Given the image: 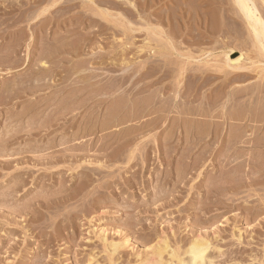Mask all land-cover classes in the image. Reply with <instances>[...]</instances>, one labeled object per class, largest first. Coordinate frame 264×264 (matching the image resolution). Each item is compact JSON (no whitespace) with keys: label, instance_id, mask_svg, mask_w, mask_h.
I'll list each match as a JSON object with an SVG mask.
<instances>
[{"label":"rangeland","instance_id":"obj_1","mask_svg":"<svg viewBox=\"0 0 264 264\" xmlns=\"http://www.w3.org/2000/svg\"><path fill=\"white\" fill-rule=\"evenodd\" d=\"M233 12L232 0H0V264H189L202 239L207 264H264V123L263 146L234 147L190 139L177 114L180 100L216 110L264 84ZM157 91L163 112L126 113Z\"/></svg>","mask_w":264,"mask_h":264},{"label":"bare ground","instance_id":"obj_2","mask_svg":"<svg viewBox=\"0 0 264 264\" xmlns=\"http://www.w3.org/2000/svg\"><path fill=\"white\" fill-rule=\"evenodd\" d=\"M232 3L234 4V12L233 13H235L236 14V16H238L243 22H244V24H245V26L247 27V29L246 30H248V33L247 34H249L250 35V37L252 38V40H253V42H254V44H255V46H256V48L258 49V51H259V54H260V57L261 58H263L264 59V16H262V14H261V12H260V8H259V3H258V0H232ZM230 4H231V2H230ZM260 5H263L264 6V0H261V4ZM222 14V13H221ZM235 16V17H236ZM108 17V16H107ZM237 17V18H238ZM109 18V17H108ZM238 18V19H239ZM225 18H224V16H222V15H220V17H219V15L217 14L215 17H214V26H215V29L216 30H218V29H220V28H222L223 26H225V20H224ZM227 19V18H226ZM211 21V20H210ZM228 21V20H227ZM230 22V21H229ZM242 22V23H243ZM233 23V22H232ZM231 23V24H232ZM199 24V23H198ZM230 24V23H229ZM236 26H237V24H235ZM234 25V26H235ZM227 26V25H226ZM235 26V27H236ZM229 27V26H228ZM232 27V26H231ZM213 28L214 27H212V30H213ZM230 29V28H229ZM222 30V29H221ZM239 31V30H238ZM161 32V31H160ZM215 32V31H214ZM222 32V31H221ZM230 32H232V31H230ZM233 32H234V30H233ZM232 32V33H233ZM216 33V32H215ZM223 33V32H222ZM218 34V33H217ZM234 34V33H233ZM235 35V34H234ZM237 36H238V34H237ZM236 36V37H237ZM248 36V35H247ZM218 37V36H217ZM216 37V38H217ZM240 37H241V35H240ZM239 37V38H240ZM169 38V37H168ZM233 39V38H232ZM251 40V41H252ZM228 41H231V40H228ZM222 42V41H221ZM223 42H225V41H223ZM237 42V41H236ZM219 43V42H218ZM225 44V43H224ZM228 44H229V42H228ZM245 45L247 44V43H244ZM253 44V43H252ZM215 45V44H214ZM217 45V44H216ZM226 45V44H225ZM222 45H220V47H221ZM253 46V45H252ZM226 47V46H225ZM228 48V47H227ZM245 48V47H244ZM253 48H255L254 46H253ZM29 49V48H28ZM230 49V48H229ZM236 49V48H235ZM239 49H240V47H239ZM75 51V50H74ZM226 51H228V50H226ZM234 49H231L230 50V52L229 53H225L226 54V58H225V60L227 61L228 60V63H230V64H233V65H235V64H237L236 66H238V64L242 61V59H243V54H240L239 55V57L238 58H235V59H233L232 58V55L234 54ZM238 52H240L239 50H237ZM242 51V50H241ZM66 52V51H65ZM68 52V51H67ZM66 52V53H67ZM66 53H64V54H66ZM77 53V52H76ZM61 55V54H60ZM245 55V54H244ZM251 55V54H250ZM259 56V55H258ZM216 57V56H215ZM43 58V57H42ZM65 58V57H64ZM245 58V57H244ZM249 58V57H248ZM259 58V57H258ZM66 59H68L67 57H66ZM70 59V58H69ZM213 59V58H212ZM251 62H252V60H250ZM249 61V62H250ZM257 62V61H256ZM261 62V61H260ZM246 63H247V61H246ZM41 64H42V66H43V68L44 69H48V68H50L49 66H48V63H47V61H41ZM126 64V63H125ZM227 65V67H228V64H226ZM250 65H251V63H250ZM264 65V64H263ZM94 66V65H93ZM231 66V65H230ZM231 67H233V66H231ZM235 67V66H234ZM220 68V67H219ZM230 68V67H229ZM251 68V67H250ZM259 68V67H258ZM262 68V67H261ZM101 69V68H100ZM103 69V68H102ZM241 70V69H243L242 67H238V68H232V70ZM251 69H253V68H251ZM255 69V68H254ZM257 69V68H256ZM79 70V69H78ZM84 70V69H83ZM125 70V69H124ZM230 70H231V68H230ZM245 70V69H244ZM247 70V69H246ZM263 70V69H262ZM88 71V70H87ZM86 71V72H87ZM248 71V70H247ZM124 72V71H123ZM253 72V71H252ZM46 73V72H45ZM125 73V72H124ZM254 73H255V70H254ZM259 74H260V72H259ZM132 75V74H131ZM184 75V74H183ZM46 76V75H45ZM95 76V75H94ZM181 76H182V74H181ZM108 77V76H107ZM123 77V76H122ZM124 77H126L125 75H124ZM143 77H144V75H143ZM243 77V76H242ZM84 78V77H83ZM121 78V77H120ZM128 78V77H127ZM127 78L124 80V81H127ZM85 79V78H84ZM94 79H96V78H94ZM93 79V80H94ZM237 79V78H236ZM50 80H53V79H50ZM66 80H68V79H66ZM107 80V79H106ZM242 79H240V81H241ZM85 80H83V82H84ZM103 81V80H102ZM116 81V80H115ZM122 81H123V79H122ZM187 81V80H186ZM113 82V81H112ZM106 83V82H105ZM104 83V84H105ZM116 83V82H115ZM124 82H122L121 84H123ZM133 83V82H132ZM95 84H97V83H95ZM94 84V85H95ZM141 84V83H140ZM139 84V85H140ZM148 85H149V83H147ZM252 84V83H251ZM90 85V84H89ZM91 85H93V84H91ZM90 85V86H91ZM106 85V84H105ZM126 85H127V83H126ZM128 85H129V83H128ZM133 85V84H132ZM143 85V84H142ZM113 86H115V85H113ZM117 86V85H116ZM119 88H125V86H123L122 87V85H120L119 84ZM204 86V85H203ZM247 86V85H246ZM43 87V86H42ZM45 87V86H44ZM89 87V86H88ZM110 87V86H109ZM108 87V88H109ZM143 87V86H142ZM152 87V86H151ZM184 87V86H183ZM182 87V80H179V82L177 83V91H176V97H175V101L180 97V95L182 94V93H180V91L182 90L181 88H183ZM83 88V87H82ZM99 88V87H98ZM97 88V89H98ZM104 88V87H103ZM103 88H100V89H103ZM106 88V87H105ZM139 88H140V86H139ZM147 88V87H146ZM96 89V88H95ZM96 89V90H97ZM99 89V90H100ZM118 89V88H117ZM181 89V90H180ZM250 89V90H249ZM249 89H246L247 91H249L248 93H247V96L249 95L250 97H249V99L248 100H243L242 98L244 97H242L241 98V100H243V102L242 101H240V99L239 100H236V97H233V96H229V97H227V99H226V101H224L223 103H222V105L217 109L216 108V110H215V105H216V103L218 104V102L220 103L221 101H218V102H215L214 104H212V105H210V104H208V103H206L205 102V104L204 103H201L200 104V107L198 108H195L194 106H192V103H193V100H191V99H187V101H184L183 103L181 102L182 100H180V103L182 104L181 105V107L179 106V108H178V112H177V114L179 115V120L181 121V123L184 125V128L183 129H185L186 130V132L185 133H187V137H189L190 139H197V140H200V141H202V140H204V139H206V138H208L209 136H211V135H215V137H216V139H221V141H222V143H225V140H226V136H227V141H228V144H230L231 146H237L238 144H244L245 146H248V145H246V144H255L254 143V141L255 142H257V139H256V137H255V139L256 140H254V138H253V136L261 129V127L259 128V126L257 127V123H259V122H261V123H264V108H261V106L263 107V105H264V84H258V85H254L253 86V88L251 89V88H249ZM124 90V89H123ZM127 90V89H126ZM134 90H135V88H134ZM137 90H138V88H137ZM157 90V89H156ZM242 90V89H241ZM109 91V90H108ZM117 91V90H116ZM125 91V90H124ZM128 91V90H127ZM144 91H145V89H144ZM144 91H143V88H141V90H140V95L142 94V93H144ZM235 91V90H234ZM239 91V90H238ZM238 91H237V93H238ZM246 91V92H247ZM129 92H130V89H129ZM145 92H147V91H145ZM240 92V91H239ZM124 93V92H123ZM133 93V92H132ZM137 92H135V95L137 96V94H136ZM152 93V92H151ZM242 93V92H241ZM96 94H97V92H96ZM125 94V93H124ZM129 94V93H128ZM99 95V94H98ZM105 95V94H104ZM123 95V94H122ZM121 95V96H122ZM126 95V94H125ZM143 95V94H142ZM146 95V94H145ZM222 95V94H221ZM239 95H241V94H239ZM238 95V96H239ZM94 96V95H93ZM93 96H91L90 95V97H93ZM128 96V95H127ZM126 96V97H127ZM153 97L151 98L150 97V95H149V97L151 98H149L148 99V97L147 98H144V96L142 97V96H140L139 97V100H140V104H141V110H138V105H136V104H133L132 106V108L130 109V111H126V113L128 114H130V116L131 117H133V118H135V117H141L142 119H144L143 118V116H145L146 117V115H153V114H159V113H161V112H163V110L161 109V107L160 106H157L160 102H161V97H160V95H159V92L157 91V94L155 93L154 95H152ZM224 96V95H223ZM120 97V96H119ZM118 97V98H119ZM123 97V96H122ZM125 97V96H124ZM131 97H134V96H131ZM219 97V96H218ZM121 98V97H120ZM119 98V99H120ZM187 98V97H186ZM185 98V99H186ZM189 98V97H188ZM203 98V97H202ZM92 99V98H91ZM116 99V98H115ZM129 100H130V97L128 98ZM136 99V98H135ZM222 99V98H221ZM100 100V99H99ZM98 100V101H99ZM128 100V101H129ZM137 100V99H136ZM149 100V101H148ZM204 100L205 101H207L206 100V98H204ZM257 100H260L259 102H262L263 103V105H261L260 104V108H259V106H258V104L257 103H259V102H257ZM127 101V100H126ZM127 101V102H128ZM133 101V100H132ZM255 101H256V103H255ZM97 102V101H96ZM102 102V101H101ZM116 102V101H115ZM130 102V101H129ZM129 102H128V104H126L127 106L128 105H130L129 104ZM134 102V101H133ZM132 102V103H133ZM213 102H214V100H213ZM241 102V103H240ZM100 103V102H99ZM117 103V102H116ZM121 103V102H120ZM120 103H117V104H119L120 105ZM124 103V102H123ZM126 103V102H125ZM135 103H136V101H135ZM189 103V104H188ZM230 103H232L233 105H234V107L233 106H231V107H233L232 109H230L231 107H230ZM237 103V104H236ZM239 103H240V105H239ZM114 105H116V104H114ZM125 104H123V106H124ZM255 105V106H254ZM122 106V107H123ZM217 106V105H216ZM229 106V107H228ZM257 106V107H256ZM112 107H113V105H112ZM118 108V107H117ZM72 109H73V107H72ZM71 109V110H72ZM112 109V108H111ZM123 110V109H122ZM111 111V110H110ZM119 111H120V109H119ZM73 112V111H72ZM109 112V111H108ZM108 112H107V115L106 116H108ZM69 113V112H68ZM170 113H171V111H170ZM168 114H169V112H168ZM111 115V114H110ZM119 115V114H118ZM112 116H115V115H112ZM109 117V116H108ZM127 117H128V115H127ZM198 117H200L199 119H198ZM106 118V117H105ZM121 118V117H120ZM119 118V119H120ZM148 118V117H147ZM170 118H172V117H170V116H165V120L167 121L168 119H170ZM202 118H204V119H202ZM114 119H116V118H114L113 117V120ZM125 119H126V117H125ZM124 119V120H125ZM129 119V118H128ZM131 119V118H130ZM129 119V120H130ZM137 119V118H136ZM161 120V117L159 118L158 117V120ZM107 120V119H106ZM105 120V121H106ZM108 120H110V118L108 119ZM107 120V121H108ZM112 120V119H111ZM110 120V122L113 124L114 122H116V121H114L113 122V120L111 121ZM117 120V119H116ZM133 120V119H132ZM139 119H137V121H138ZM147 120V119H146ZM159 120V121H160ZM178 120V119H177ZM104 121V122H105ZM121 121V120H120ZM134 121H135V119H134ZM141 121V120H140ZM148 121H150L151 122V119H149ZM156 121H157V119H156ZM125 122H126V120H125ZM124 122V123H125ZM127 122H128V120H127ZM132 122V121H131ZM144 122V121H143ZM147 122V121H146ZM153 122V121H152ZM154 122H155V120H154ZM162 122V121H161ZM169 122H170V120H169ZM199 122V123H198ZM237 122H245V124L242 126L241 125V123L240 124H238V125H240V126H237ZM106 123H109V122H106ZM106 123H103V124H106ZM110 123V124H111ZM118 123V122H117ZM117 123H115V124H117ZM120 123H123L122 121L120 122ZM123 123V124H124ZM145 123V122H144ZM157 123V122H156ZM236 123V124H235ZM253 123H256V124H253ZM261 123H260V125H261ZM92 124V123H91ZM109 124V125H110ZM112 124H111V126H112ZM147 125L149 124V123H146ZM154 124V123H153ZM163 124V123H162ZM233 124H234V128L235 129H233L232 130V126H233ZM102 125V124H101ZM107 125V124H106ZM105 125V126H106ZM121 125V124H120ZM183 125H181V126H183ZM256 125V126H255ZM92 126V125H91ZM119 126V125H118ZM117 126V127H118ZM122 126V125H121ZM121 126H119V127H121ZM143 126V125H142ZM146 126V125H145ZM241 126H242V128H241ZM97 127V126H96ZM107 127H109L108 125H107ZM133 127H135V126H133ZM151 127H152V125H151ZM228 127H229V129L231 128V132L229 133V134H227V133H225V132H228ZM104 128H106V127H104ZM127 128V127H126ZM136 128V127H135ZM134 128V129H135ZM139 128V127H138ZM146 128H149V127H147L146 126ZM227 128V129H226ZM263 128H264V125H263ZM95 129V128H94ZM131 129H133V128H131ZM140 129H142V128H140ZM139 129V130H140ZM93 130V129H92ZM102 130H103V128H102ZM108 130H110L109 128H108ZM143 130H145V129H143ZM227 130V131H226ZM128 131V130H127ZM129 131H130V128H129ZM128 131V132H129ZM251 131V132H250ZM92 132V131H91ZM127 132V133H128ZM131 132V131H130ZM129 132V133H130ZM136 132V131H135ZM141 132V131H140ZM88 133H89V129H88ZM95 132H93V134H94ZM124 133V132H123ZM126 133V132H125ZM133 133V132H132ZM258 134V133H257ZM256 134V135H257ZM89 135V134H88ZM95 135V134H94ZM110 135V134H109ZM126 135V134H125ZM255 135V136H256ZM261 135H262V133H261ZM82 136V135H81ZM91 136V135H90ZM93 136V135H92ZM185 136V135H184ZM85 137V136H84ZM86 137H88V136H86ZM133 137V136H132ZM258 137H260V135L258 136ZM263 138H264V136H262ZM261 137V138H262ZM119 138H121V137H119ZM188 138V139H189ZM103 139V138H102ZM123 139V138H122ZM121 139V140H122ZM126 139H128V137L127 138H125V140ZM72 140V139H71ZM263 140V139H262ZM261 140V141H262ZM103 141V140H102ZM106 141V140H105ZM116 141V140H115ZM120 141V140H119ZM142 141V140H141ZM260 141V142H261ZM264 141V140H263ZM262 141V142H263ZM104 142V141H103ZM111 142V141H110ZM193 142V141H192ZM66 143H67V140H66ZM118 143H120V142H118ZM128 143V142H127ZM142 143V142H141ZM140 143V144H141ZM196 143H198V141L196 142ZM257 144H259V143H257ZM257 144H255V145H257ZM106 145V144H105ZM195 145V144H194ZM260 145V144H259ZM229 146V145H228ZM245 146H244V148H245ZM260 146H263V145H260ZM143 147V146H142ZM230 147V146H229ZM238 147V146H237ZM248 147H251V146H248ZM252 147H254V146H252ZM259 147V146H258ZM71 148V147H70ZM247 148V147H246ZM262 148V147H261ZM73 149V148H72ZM75 149H77L78 150V148H75ZM75 149H73V150H75ZM81 149V148H80ZM79 149V150H80ZM234 149H236V148H234ZM254 149V148H253ZM258 149V148H257ZM256 149V150H257ZM71 150V149H70ZM145 150V149H144ZM231 150V149H230ZM250 150H252V149H250ZM249 150V151H250ZM44 151V150H43ZM68 151V150H67ZM72 151V150H71ZM84 151V150H83ZM77 152V151H76ZM250 152H252V151H250ZM249 152V153H250ZM257 152H259V151H257ZM75 153V152H74ZM142 153H143V151H142ZM243 153V152H242ZM261 154H262V152H260ZM251 154V153H250ZM258 154V153H257ZM263 154H264V152H263ZM262 154V155H263ZM241 156H243V155H241ZM253 156V155H252ZM131 157H132V155H131ZM235 157V156H234ZM244 157V156H243ZM119 158V157H118ZM238 158V157H237ZM245 158V157H244ZM264 157H262L261 159H263ZM260 159V160H261ZM237 160V159H236ZM249 160V159H248ZM256 160L258 161L259 160V158L257 159L256 158ZM256 161V162H257ZM264 162V161H263ZM255 163V162H254ZM259 163V162H258ZM262 166V165H261ZM264 169V168H263ZM263 169H262V171H263ZM181 170V169H180ZM3 204H4V202H3ZM4 208H5V206H4ZM198 239V238H197ZM120 246H121V244H120ZM116 247H117V245H116ZM209 248V246H208V244L206 243V242H204L203 241V239H202V241L201 240H196L195 242H192L191 243V245H190V247H189V249H188V255H189V264H207L206 263V257H207V252H208V249ZM117 249V248H116ZM154 264H155V262H153ZM156 264H158V263H156ZM160 264V263H159ZM211 264V263H210Z\"/></svg>","mask_w":264,"mask_h":264}]
</instances>
